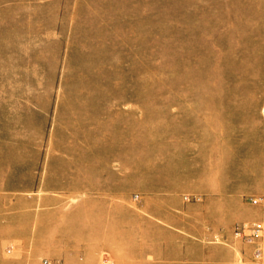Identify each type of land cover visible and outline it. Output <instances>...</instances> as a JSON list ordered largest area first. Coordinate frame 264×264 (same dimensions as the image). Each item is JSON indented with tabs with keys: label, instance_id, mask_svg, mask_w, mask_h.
Returning <instances> with one entry per match:
<instances>
[{
	"label": "rangeland",
	"instance_id": "obj_1",
	"mask_svg": "<svg viewBox=\"0 0 264 264\" xmlns=\"http://www.w3.org/2000/svg\"><path fill=\"white\" fill-rule=\"evenodd\" d=\"M256 222L264 0H0V264H264Z\"/></svg>",
	"mask_w": 264,
	"mask_h": 264
},
{
	"label": "built area",
	"instance_id": "obj_2",
	"mask_svg": "<svg viewBox=\"0 0 264 264\" xmlns=\"http://www.w3.org/2000/svg\"><path fill=\"white\" fill-rule=\"evenodd\" d=\"M258 199H254V202H257ZM264 231V222H256L250 227L251 239L254 237H259L261 233ZM259 255H261V251H258ZM41 264H65L62 260L52 259V258H44ZM103 264H112V260L109 256L104 257Z\"/></svg>",
	"mask_w": 264,
	"mask_h": 264
},
{
	"label": "crops",
	"instance_id": "obj_3",
	"mask_svg": "<svg viewBox=\"0 0 264 264\" xmlns=\"http://www.w3.org/2000/svg\"><path fill=\"white\" fill-rule=\"evenodd\" d=\"M105 254H107L110 258H111V256H110V254L109 253H107V252H104V255L103 256H105ZM38 254L36 253V256H37ZM58 260H62V259H58ZM65 264H67L64 260H62ZM72 261H76V262H69L68 264H85L83 261H81V260H72ZM101 264H103L102 263V261H101ZM112 264H113V260H112Z\"/></svg>",
	"mask_w": 264,
	"mask_h": 264
},
{
	"label": "bare ground",
	"instance_id": "obj_4",
	"mask_svg": "<svg viewBox=\"0 0 264 264\" xmlns=\"http://www.w3.org/2000/svg\"><path fill=\"white\" fill-rule=\"evenodd\" d=\"M250 32H252L251 29L249 30V33H250ZM250 36H251V35H250ZM250 39H251V38H250ZM238 72H239L238 69H233V70H232L233 75H235V74L238 73Z\"/></svg>",
	"mask_w": 264,
	"mask_h": 264
}]
</instances>
